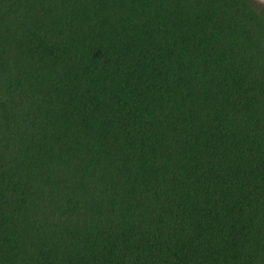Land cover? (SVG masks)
<instances>
[{
  "label": "trees",
  "instance_id": "16d2710c",
  "mask_svg": "<svg viewBox=\"0 0 264 264\" xmlns=\"http://www.w3.org/2000/svg\"><path fill=\"white\" fill-rule=\"evenodd\" d=\"M0 264H264V7L0 0Z\"/></svg>",
  "mask_w": 264,
  "mask_h": 264
},
{
  "label": "rangeland",
  "instance_id": "374dc122",
  "mask_svg": "<svg viewBox=\"0 0 264 264\" xmlns=\"http://www.w3.org/2000/svg\"><path fill=\"white\" fill-rule=\"evenodd\" d=\"M256 5L264 7V0H252Z\"/></svg>",
  "mask_w": 264,
  "mask_h": 264
}]
</instances>
